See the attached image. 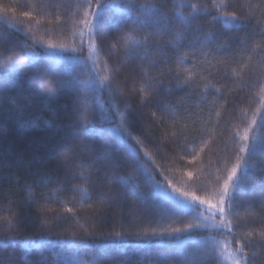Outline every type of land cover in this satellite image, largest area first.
I'll return each mask as SVG.
<instances>
[{
    "label": "snow or ice",
    "instance_id": "1",
    "mask_svg": "<svg viewBox=\"0 0 264 264\" xmlns=\"http://www.w3.org/2000/svg\"><path fill=\"white\" fill-rule=\"evenodd\" d=\"M41 6L58 7V5L45 4L44 0H37ZM169 0H162L167 4ZM87 11L84 12L82 21H72L74 27L78 23L83 24L82 28H77V32L72 35H79L80 50L85 46L83 36L85 31L88 36L86 46L93 52H98L105 44H108L110 56L116 57V65L113 69L116 76H121L127 83L129 76L132 77L133 91L137 96L136 108H142L144 105L154 103L155 98L159 96V90L164 86V78L173 74L177 86L181 89H192L196 91L203 83L201 98L214 109L220 100L226 97L221 94L220 88L215 83L208 80L203 75L208 73L217 82L224 81L225 84L231 81L233 85L240 86L245 81V77L252 71L251 56H248V63L240 64L236 58L243 56L248 52H264V0L258 4H252L250 0H211L210 7L202 4L201 0H181L177 3L172 0V10H164L149 0H86ZM114 10V14L105 16V11ZM213 12L215 14H213ZM31 13L25 11L23 16L29 17ZM208 17V25L221 24L224 31L218 33L211 27H205L201 21ZM57 22L61 18L57 17ZM222 35L223 39L219 36ZM259 38L257 40L256 38ZM110 41V43H109ZM230 42H234V45ZM43 44V41H41ZM20 48V51L16 49ZM47 48L52 51L46 53V57L54 61V65L44 68L38 66V57L34 50H25L18 42L11 38L0 37V59L13 54V59L5 67H0V120L5 118H23L29 109L39 107L42 100L54 101L57 93L64 91L69 82L63 78V73L68 69H63V73L58 71L55 65L65 63L63 53L76 52V47L67 48L63 45H56L48 42ZM171 49L175 53V70L169 66V61L164 57L165 50ZM182 49H186L182 51ZM234 52L233 64L237 67H231L227 61L216 60L213 63L210 53L219 50H229ZM23 51V55L21 52ZM159 54V60L154 55ZM199 53V56H197ZM189 57L194 63L191 67L186 65ZM200 57H203L201 60ZM26 59L29 61L25 64ZM75 63L76 61H72ZM21 65L26 68L34 69L27 77L26 84L23 87H5V83L10 82L12 77H18L22 73ZM163 65V67H161ZM222 66L223 70H221ZM95 68V61L92 63ZM93 79L87 87H81L82 82L73 77L72 87V111L71 119L77 125L72 132H65L59 128L53 132L49 140L48 147L53 153L54 164L52 168L44 170L37 169L34 173L32 184H25L29 192V199L35 195V188L49 184H57L56 191L60 192L67 188V179L60 180L53 175L54 171L63 169L66 177L79 178L84 181V185H73L69 190L80 193V203H85L92 198L93 192L97 194V199L101 207L107 206L114 199L119 198L122 202L127 201L126 207L131 213L136 207V202L142 204L151 202L152 206L159 212L156 220V227L150 226L149 230H140L136 232L115 231L107 233L88 232L84 229L86 237H100L105 235L117 238L111 245H90L87 240L64 241L57 239L52 242L47 237H41L37 241H12L13 254L8 257V264H12L15 258V246L19 244L21 250H27L31 245L35 249L46 248L52 257L53 264H74L79 257V251L85 252L90 247L99 249V254L94 255L91 264H101L100 254L119 253L126 247L123 238L136 235L143 237H166L167 244H163L166 254L157 257L152 264H208L211 259L215 264H225L230 260L231 264H250L248 250L251 247L252 240L258 236L264 240V215L262 216H241L239 208L242 206L238 201L241 194L242 177L239 175L243 166L244 175L247 176L249 162L245 155H256L258 150L264 149V143H261L255 135H250L256 125L255 119L244 129L241 136L237 131L239 152L236 155V162L230 168L227 167L228 159L225 158L224 173L217 175L214 179L211 189L201 186L199 176H194L188 172L189 188H195L196 191L204 192L203 196L196 195L195 192L182 190L173 184L167 176L159 171V168H153L149 173L146 164L151 162L155 165V158L148 152H144L146 161L139 160V153H136L137 159L133 164V171L143 170L146 174L145 184L148 185L147 191L143 190L144 185L137 177L133 182L130 176L115 175L108 176L106 184H101V172L105 167L110 166L109 156L113 150L112 145L107 142L101 146L100 157L95 155L96 145L94 143L97 136V124L108 122L114 125V117H119L121 123L115 125L117 129L127 132V126H131V117L135 115V110L131 103L117 90L113 84V77L106 76L103 79H96L98 73L93 72ZM199 77V79H197ZM139 79L138 91L136 90V80ZM246 87L259 88L264 93V74L256 80H249L245 83ZM107 91L109 94V109L104 113L111 111L112 115L104 113L98 114L96 104L99 102L100 94ZM233 89L229 88V92ZM91 93V96H89ZM213 93H215L213 95ZM211 96L209 100L208 97ZM123 105V111L121 106ZM223 109L224 105L220 104ZM50 118L44 121L46 128H52L54 121L58 118L59 110L48 106ZM160 116L155 113L152 118L169 120L174 119L178 109L168 103L160 105ZM221 116L220 111H216V117ZM211 120V113H209ZM195 123V121H193ZM208 123V121H205ZM39 128L37 119L22 120L19 128ZM261 127H264V120L261 121ZM188 125H184L180 134H173L172 151L176 153L173 159L184 160L185 157L179 155L180 151H186L188 137L185 135L184 141L179 140V135L187 130ZM109 128L105 131L111 132ZM131 136V132L127 133ZM137 139L136 137H132ZM139 142V141H138ZM251 142V143H250ZM142 143V142H141ZM152 143V142H150ZM157 154L160 149L153 145ZM208 148V142L203 141L204 149ZM85 153H89L86 160ZM199 153L192 154V159L196 160ZM102 158L103 162L98 164L97 160ZM4 167L11 168V162L5 161V156L0 151V170ZM118 167V165H117ZM251 167H255L252 165ZM167 171V169H165ZM15 177V173L12 174ZM157 175L163 176L162 180H157ZM95 177V179H94ZM222 181V182H221ZM119 184L122 192H117L114 185ZM42 198L44 195L41 194ZM34 202V201H31ZM258 202L261 208H264V181L260 182ZM253 206L245 207L246 212L252 211ZM66 212L71 213L72 208L65 207ZM136 215H141L137 212ZM192 217L183 224V227L175 226L177 223L184 222L187 217ZM56 218H38L39 223L32 222V227L44 229L49 223L54 222ZM63 219V217H59ZM16 222L22 227L24 224L22 216L16 217ZM82 227V226H81ZM123 227V225H121ZM194 231L205 232L199 240L192 239ZM234 245L233 251L227 252L223 245ZM77 249V256H73L65 249ZM8 242L0 239V248H7ZM115 260L116 256H110ZM22 264H33L27 256L21 257ZM0 264L5 261L0 259ZM38 264H48L47 257L42 258ZM79 264H89L86 259H79ZM121 264H127L122 261Z\"/></svg>",
    "mask_w": 264,
    "mask_h": 264
},
{
    "label": "trees",
    "instance_id": "2",
    "mask_svg": "<svg viewBox=\"0 0 264 264\" xmlns=\"http://www.w3.org/2000/svg\"><path fill=\"white\" fill-rule=\"evenodd\" d=\"M140 2H144V0H140ZM149 2L157 4L164 12L172 10V0H169L167 4L162 3V0H149ZM176 2L179 3L181 0H176ZM250 2L255 5L260 0H250ZM44 3L58 5V7L41 6L37 0H0V37L11 38L14 42L22 45L25 50H34L39 58V67L54 65V61L46 57V53L50 50H45L41 41L44 45L51 42L67 48L76 47L78 49L74 53H63L65 63L55 65L56 69L62 73L63 69H68L66 73H63V78L69 84L64 91L57 93L54 101H40L39 107L29 109L23 118L0 120V151L4 153L6 162H11V168L4 167L0 170V239L8 242L7 248H0V259L4 260L5 264H8V257L13 254L14 245L11 243L12 241L38 242L41 237H47L52 242L57 239L64 241L87 240L93 246L111 245L117 238L106 235L103 238L98 236L86 237L84 229H87L88 232L95 231L97 233L100 231L107 233L111 230L136 232L140 230L150 231V226H156L157 216H149V213L136 215L137 212L143 210L140 207L144 204L140 205L141 202L139 201L136 202V207L132 209L131 213L126 207L127 201L122 202L119 198L114 199L107 206L101 207L95 192L89 201L80 203V193L72 192L69 189L73 185H84V181L71 176L66 177L63 169L54 171L53 175L60 180L67 179L65 190L56 191L59 185L55 183L49 184L47 187L40 186L35 188V195L31 197V200L29 199V192L25 188V184H32L37 169L47 170L52 168L54 164L53 153L48 147L53 132L59 128L70 133L77 127L71 119L73 77L82 82L81 87H87L92 81L93 72L98 73L96 79H103L106 76L113 77V84L135 110V115L131 117V126L126 125L127 132L115 127L121 123L118 116L114 117V125L106 121L97 124L98 134L94 140L97 149L95 155L100 157L101 146L106 142L111 144L113 148L109 156L110 166L105 167L100 174L101 184L107 183L104 176V172H107L108 176L113 177L115 175L130 176L133 182H136L137 177H139V181L144 185L143 190L147 191L148 185L144 183L146 174L143 173L142 169L133 171V164L137 159L136 153H139V160L144 162L146 161L144 152H148L156 161L155 165L151 162L146 164L149 173L152 172L153 168H159L163 176L179 175L180 178L186 176L188 179L187 174L191 171L195 174L194 176H199L202 187L211 189L212 182L217 175L223 174L226 178V173H224L225 158L229 161L228 168L236 162L235 157L239 152L238 137L235 136L237 131L242 136L244 129L255 119L256 125L250 135H255L261 143H264V127H261V121L264 120V93H261L259 88L245 86L247 81H254L264 74V52H248L243 56L236 57L240 64H244L249 62L248 56L250 55L253 66L252 71L249 72L239 87L233 85L231 81L227 84L224 81L217 82L208 76L207 72L203 73L209 81L220 88L221 94L226 97L225 100H220L214 109L210 108L201 98L204 81H201L200 88L196 91L192 89L181 90L177 86L174 72L164 78V86L159 90V96L155 98L154 103L136 108L137 96L133 91L132 77L129 76L126 83L121 76H116L113 71L114 67L117 66L116 57L110 56L108 44H105L98 52H93L86 46L89 38L85 31L83 36L85 46L81 51V39H76L79 35L75 37L72 35L77 32V28L83 27V24L80 23L74 27L72 21L79 22L84 19L83 14L88 10L86 0H44ZM201 3L210 7L211 0H201ZM93 4H95V0H93ZM25 11L31 15L29 17L23 16ZM113 14L114 10L105 11L106 17ZM213 14L215 13L213 12ZM57 17L61 18L60 23L57 22ZM208 19L206 17L201 21L202 24H205L206 30L211 27L218 35L223 33L224 29L221 24L208 25ZM219 38L223 39V36L220 35ZM256 39L259 40L258 37ZM230 43L234 45V42ZM16 50L20 51L21 49L17 48ZM184 50L186 49H182V51ZM154 55L158 60L161 58L159 54L154 53ZM234 55L231 49L210 53L213 63L216 60L227 61L230 66L229 70L231 67H237L236 64L232 63ZM163 58L167 59L169 66L175 70V53L171 49L165 50ZM200 59L202 60L203 57ZM72 61L76 62L73 63ZM93 61H95L94 69L92 67ZM28 63L29 61L26 59L25 64ZM193 63L191 57L186 61V65L189 67ZM218 67L223 70L222 66L218 65ZM21 68V75L12 77L10 82L5 83V87L25 86L27 77L34 69L26 68L24 65H21ZM138 87L139 79L137 78V91ZM229 88L233 91L229 92ZM208 99L210 100L211 96ZM165 102L178 109L175 118L167 121L158 118L154 120L152 114L155 113L159 117L160 105ZM220 104L224 105L223 109L220 108ZM49 105L59 110L58 118L54 121L52 128H46L44 125V121L49 119L51 115L48 110ZM95 106L98 114L109 109L107 91L100 94L99 102ZM123 110L122 105L121 111ZM216 111L221 112L219 118L216 117ZM209 113H211V120H209ZM104 114L112 115L111 111ZM32 119H37L39 128H19L22 120ZM185 124L188 125L187 130L183 135H179L180 141H184L185 135L188 137L185 141L187 150L179 152V155L184 156L185 159L174 160L173 157L176 156V153L172 151L173 134H180ZM109 128L113 130L111 132L105 131ZM128 132H131V136L127 134ZM203 141L208 142V148L201 152ZM153 145L159 147V154L156 153ZM195 153H199V155L196 160H193L192 154ZM89 155V153L84 154L86 160ZM245 158L249 162V169L247 176L244 175L243 166L239 173L243 179L241 194L238 196V201L242 205L239 208V213L241 216L247 214L245 207L252 205L253 209L248 215L262 216L264 215V208L260 207L258 200L253 199L254 203L247 200H252L250 195L254 192L253 190L259 186L261 181H264V149L258 150L254 156L246 154ZM102 162V158L97 160L98 164ZM252 165L255 167H251ZM13 173H15V177H13ZM163 176L157 175L155 178L162 180ZM171 182L173 183V181ZM176 186L179 187L180 184ZM114 188L117 192L123 191L119 184L114 185ZM182 190L185 189L182 188ZM187 191L195 192L196 195L200 196L204 195V192L196 191L194 187ZM41 194L44 195V198ZM146 205L149 208H154L151 202ZM65 207L72 208L73 211L71 213L66 212ZM17 216L23 217L24 224L27 225L26 228L17 224ZM43 217L56 219L44 229L38 230L31 226L33 221L39 223L38 218ZM59 217H63V219H59ZM205 235L207 233L194 231L192 239L199 240ZM123 240L126 247L119 253L100 254L101 264H121L122 261H127V264H152L157 257L166 254L163 244L169 242L166 237L136 235L126 236ZM223 246L225 249L233 251L234 245L225 244ZM15 248V258L12 264H22V256H27L33 264H38L42 258L47 257L48 264H53L52 257L46 248L37 250L30 245L27 250L22 251L19 244ZM65 249L69 254L77 256V249H68L67 245H65ZM96 254H99V249L96 247H90L87 252L81 249L74 264H79V259H86L91 264V260ZM110 256H116V259L112 260ZM248 257L250 264H264V240L258 236L253 238L248 250ZM208 264H215V262L210 259Z\"/></svg>",
    "mask_w": 264,
    "mask_h": 264
},
{
    "label": "rangeland",
    "instance_id": "3",
    "mask_svg": "<svg viewBox=\"0 0 264 264\" xmlns=\"http://www.w3.org/2000/svg\"><path fill=\"white\" fill-rule=\"evenodd\" d=\"M77 40H80L81 38H80V36H78L77 38H76ZM42 47L45 49V50H50V51H52L51 49H48L47 48V45H44V44H42ZM22 55H23V52L21 53ZM71 78V77H70ZM71 82H72V80H70ZM211 156V155H210ZM193 173V172H192ZM193 175H195L194 173H193ZM165 176H167L168 177V179L170 180V181H173V183L174 184H176V185H178V184H180V186L179 187H182L183 189H185V190H188L189 189V187L187 186V181H188V179L186 178V176L184 177V178H180V176L179 175H165ZM259 188H260V184H259V186H258ZM256 188V189H254L253 191L254 192H252V194L250 195L251 196V199L252 200H250V199H248L247 201L248 202H250V203H254L253 201L254 200H258V194H259V188ZM254 199V200H253ZM140 205H142V203H139ZM147 204V203H146ZM146 204H144V205H142V207H140L141 209H143V210H141L140 211V213H142L143 215L145 214H148L149 216H157V217H159V212H158V210L156 209V208H149V207H147V205ZM152 210V211H151ZM151 212V213H150ZM248 213L249 212H247V214L245 213L244 215L246 216V215H248ZM243 215V216H244ZM252 216V215H251ZM192 219V217H187L186 219H185V221L184 222H181V223H177L175 226H177V227H183V224L184 223H186L188 220H191ZM156 227V226H155ZM227 250V252H231L229 249H226ZM225 264H231V261L230 260H228V261H225Z\"/></svg>",
    "mask_w": 264,
    "mask_h": 264
},
{
    "label": "clouds",
    "instance_id": "4",
    "mask_svg": "<svg viewBox=\"0 0 264 264\" xmlns=\"http://www.w3.org/2000/svg\"><path fill=\"white\" fill-rule=\"evenodd\" d=\"M13 59V54H9L6 58L0 59V67H5Z\"/></svg>",
    "mask_w": 264,
    "mask_h": 264
}]
</instances>
